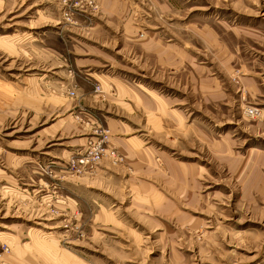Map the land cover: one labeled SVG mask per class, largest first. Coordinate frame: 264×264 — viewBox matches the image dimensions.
Here are the masks:
<instances>
[{
  "label": "rangeland",
  "instance_id": "1",
  "mask_svg": "<svg viewBox=\"0 0 264 264\" xmlns=\"http://www.w3.org/2000/svg\"><path fill=\"white\" fill-rule=\"evenodd\" d=\"M95 2L0 0V264H264V0Z\"/></svg>",
  "mask_w": 264,
  "mask_h": 264
},
{
  "label": "built area",
  "instance_id": "2",
  "mask_svg": "<svg viewBox=\"0 0 264 264\" xmlns=\"http://www.w3.org/2000/svg\"><path fill=\"white\" fill-rule=\"evenodd\" d=\"M64 2H71L74 5L77 6H83L84 8H93L96 7L97 4L95 0H63ZM249 112H252V108H247L246 109ZM107 129L102 130L101 133L99 134V137L89 140L88 144L86 145L84 151L80 153L79 155L72 156L69 159V163L71 167L73 168H80L81 166H92L96 162L102 158L103 154L105 153V150L108 149L105 143L107 142ZM109 153L118 158L121 159V156H119L114 149H111Z\"/></svg>",
  "mask_w": 264,
  "mask_h": 264
}]
</instances>
